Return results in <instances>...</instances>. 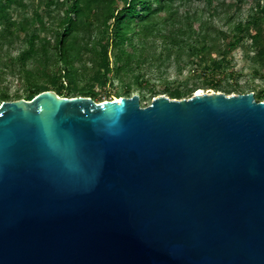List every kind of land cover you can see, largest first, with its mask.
I'll return each instance as SVG.
<instances>
[{"label":"water","instance_id":"95a60500","mask_svg":"<svg viewBox=\"0 0 264 264\" xmlns=\"http://www.w3.org/2000/svg\"><path fill=\"white\" fill-rule=\"evenodd\" d=\"M0 264H264V99L1 101Z\"/></svg>","mask_w":264,"mask_h":264},{"label":"rangeland","instance_id":"374dc122","mask_svg":"<svg viewBox=\"0 0 264 264\" xmlns=\"http://www.w3.org/2000/svg\"><path fill=\"white\" fill-rule=\"evenodd\" d=\"M23 2V7L14 9L17 25L11 30L13 34L6 32L0 39V94L6 93L8 101L15 100V95L27 99L30 92L26 90V87L32 82L47 85L48 90L55 91L43 72L57 67L55 64L61 65L53 45L59 30V22L65 17L66 8L70 3L69 0H23ZM258 2L260 5H264V0H241L239 2L236 0H214L212 4L206 3L205 0H177L171 4L169 9L159 10L145 22L133 25L130 28V33H136L145 28L149 30L145 41L153 43L155 46L147 50L150 53V59L148 62L140 63L135 56L130 72H126L122 76V80L115 81L114 85L94 88L100 93L95 101L137 94L140 105L144 107L159 95L168 96L164 90L165 87H194L192 95L197 92H222V90L211 88L207 82L198 77L195 66L188 62L187 46L184 48L173 46L169 40H165L164 36L175 34L176 38L187 40L188 37L185 34L180 35L175 31L178 26H181V23L185 26L186 21H189L191 29L198 33L208 29L229 31L237 21L245 20L249 14L254 12ZM118 5H122V3ZM38 16L42 18L41 24L37 22ZM186 16L189 18L186 19ZM102 19V11L92 8L80 20L83 29L80 33L81 42L89 43L88 48H91V44L100 38L102 33L109 35L113 32L112 26L104 25ZM185 28H189V26L187 25ZM35 33L40 37L36 40V44L43 49V54L34 61L39 68L36 70L37 74L27 73L18 65L17 61L18 55L27 48L28 37ZM137 39V36L133 37L135 46L139 44ZM217 43L222 45L224 40H218ZM123 48L131 50L127 46ZM220 48L222 49L223 46ZM116 52L117 50L110 47L108 56L111 65L115 63ZM168 53L169 56H167ZM97 60L98 53L95 50H83L80 55L72 54V68L75 72L74 80L77 88L84 90L89 88ZM226 63L228 69L234 71L233 78L223 80L222 85L237 81L243 86L244 93L253 92L255 95L264 91V66L254 54V49L248 39L241 42L227 56ZM32 65L33 61H30L25 69L33 70L34 66ZM128 81L132 82L130 94L126 92ZM232 94L237 93L226 95ZM189 97L191 96L183 98Z\"/></svg>","mask_w":264,"mask_h":264},{"label":"trees","instance_id":"16d2710c","mask_svg":"<svg viewBox=\"0 0 264 264\" xmlns=\"http://www.w3.org/2000/svg\"><path fill=\"white\" fill-rule=\"evenodd\" d=\"M175 1L177 0H69L70 3L66 8L65 17L59 22V30L53 45L61 65L55 64L57 67L51 68L48 72H43L48 83L54 87L58 95L66 97L88 96L95 100L100 93L94 88L114 85L115 81L122 80V76L126 72H130L135 56L140 63L148 62L150 59V53L147 50L155 46L153 43L145 41L147 35H149V30L145 28V31L141 29L136 33H130V28L133 25L145 22L147 18L159 10L169 9ZM213 1L205 0L208 4H212ZM119 3H122V5H118ZM23 6V0H0V39L3 38L2 36L6 32L13 34L11 30L16 28L17 25L14 9ZM92 8L102 11L103 24L107 27L112 26L113 32L108 33L110 36L102 33L101 37L91 44V48H88L89 43L83 44L81 42L80 33L83 29L80 20ZM187 18L189 17L186 16ZM37 22L42 23L40 16L37 17ZM187 25L189 28H185ZM190 26L191 23L186 21L185 26L181 23V26L175 29L180 35L185 34L188 37L187 40L176 38L175 34L163 36L173 46L188 47V62L195 66L198 77L207 82L211 88L222 90L225 94L244 93L243 86L237 81L222 85L223 80L233 78L234 71L228 69L227 56L241 42L248 39L254 49V54L264 66V5H260L258 2L255 11L249 14L245 20L237 21L229 31L208 29L198 33L192 30ZM134 36L138 37V46L134 45ZM38 39H40L38 34L30 35L27 40V48L17 57L18 65L27 73L34 72L37 74L36 70H39L34 62L38 56L43 54L42 47L39 48L36 44ZM218 40H224V44L218 45ZM126 46L131 50L128 51L123 48ZM221 46H223L222 49ZM110 47L117 50L113 65H111L108 56ZM83 50H95L98 53L96 69L91 75L92 83L87 90L76 87L75 72L72 68V54L80 55ZM167 56H169V53ZM30 61H33V70L25 69ZM131 83L128 81L126 86L128 94L131 91ZM193 88L178 86L175 88L165 87L164 90L169 98L181 99L192 96ZM26 90L30 92L27 98L30 100L33 96L43 90H48V88L47 85L32 82L27 85ZM254 97L256 100H263L264 91L255 94ZM18 98L20 97L15 95L14 99ZM6 99H8L6 93L0 94V102Z\"/></svg>","mask_w":264,"mask_h":264},{"label":"bare ground","instance_id":"6f19581e","mask_svg":"<svg viewBox=\"0 0 264 264\" xmlns=\"http://www.w3.org/2000/svg\"><path fill=\"white\" fill-rule=\"evenodd\" d=\"M197 93H200V92H197ZM207 93H208V92H207ZM115 99H117V97H116Z\"/></svg>","mask_w":264,"mask_h":264}]
</instances>
